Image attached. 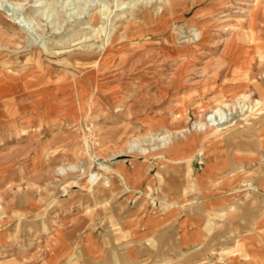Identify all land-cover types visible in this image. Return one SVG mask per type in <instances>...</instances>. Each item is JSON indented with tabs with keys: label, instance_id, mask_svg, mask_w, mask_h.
<instances>
[{
	"label": "rangeland",
	"instance_id": "obj_1",
	"mask_svg": "<svg viewBox=\"0 0 264 264\" xmlns=\"http://www.w3.org/2000/svg\"><path fill=\"white\" fill-rule=\"evenodd\" d=\"M163 2L0 0V75L8 79L12 73L17 75L25 81L23 90L27 92L41 85L47 96L65 106L58 109L59 127L63 124L72 130L68 142L71 175L56 176L38 188L37 193L50 196L38 204L41 210L69 197L79 210L91 206L88 218L91 211L98 213L114 204V168L144 157L148 169L160 178L162 168L165 171L168 167L162 166L161 157L152 151L162 148L161 139L170 138V146L177 132H182L177 138L182 140L196 132L204 136L205 129L209 137L217 139L225 136V130L242 131L252 126L246 124L248 121H260L256 118L264 113V99L258 91H243L233 98L214 96L209 107L201 104L218 88L222 73L231 70L226 56L231 48L248 50L257 74L252 78L264 80V0ZM22 24L27 27L23 29ZM28 68V74L22 73ZM236 74L235 70L234 77L249 80L253 76L242 71ZM127 97L131 98L132 112L126 114L123 104ZM14 99L5 102L9 120L19 114ZM160 117L170 128L169 123L177 118L187 126L159 130L156 122ZM150 121L157 130L143 131L144 123ZM217 125L222 128L214 130L220 131L210 135L211 127ZM11 128L41 127L40 121H32L22 127L13 123ZM38 140L30 137L20 141L35 144ZM117 172L125 176L123 171ZM92 175L95 179L89 183ZM23 189L0 187V195ZM149 203L162 208L152 198ZM4 206L0 204V217ZM236 211L223 216L227 219ZM99 224L95 227L101 229ZM230 247L208 255L207 264H224Z\"/></svg>",
	"mask_w": 264,
	"mask_h": 264
},
{
	"label": "crops",
	"instance_id": "obj_2",
	"mask_svg": "<svg viewBox=\"0 0 264 264\" xmlns=\"http://www.w3.org/2000/svg\"><path fill=\"white\" fill-rule=\"evenodd\" d=\"M226 56L236 75L242 71L257 76L248 50L231 48ZM231 70L222 73L202 108L210 106L211 97L233 98L247 90L258 91L264 99V80L234 77ZM28 72L29 68L22 73ZM9 77L0 75V187L25 189L0 195L5 205L0 264H146L148 257V264H207L208 255L228 246L224 264H264V113L257 116L260 121H248L249 128L225 130L217 139L198 132L170 146V138L161 139L162 148L152 151L168 167L162 168L160 178L148 169L144 157L114 168V204L91 211L87 218L91 206L79 210L69 197L51 209L38 206L50 198L37 193L39 187L56 176L71 175L72 130L59 127L58 112L65 106L47 96L41 85L27 92L23 79L13 73ZM12 98L19 114L9 120L5 102ZM130 100L124 99L126 114L132 112ZM32 121H40L41 128L11 131L13 123L22 127ZM153 122L142 124V130H157ZM156 123L159 130L187 126L179 118L169 123L173 128L164 117ZM30 137L40 140L36 145L20 141ZM151 198L162 208L152 206ZM233 209L235 214L225 219ZM98 223L101 229L95 227Z\"/></svg>",
	"mask_w": 264,
	"mask_h": 264
},
{
	"label": "bare ground",
	"instance_id": "obj_3",
	"mask_svg": "<svg viewBox=\"0 0 264 264\" xmlns=\"http://www.w3.org/2000/svg\"><path fill=\"white\" fill-rule=\"evenodd\" d=\"M159 1H160V2L165 1L166 3H169V1L171 2V0H159ZM163 3H164V2H163ZM129 5H130V4H129ZM5 8H6V7H5ZM23 22H24V21H23ZM30 23H31V22H30ZM30 23H29V24H30ZM24 24H25V23H24ZM21 26H22L23 29H25V26H26V25L24 26V25L22 24ZM26 27H27V26H26ZM28 27H29V26H28ZM56 28H57V26H56ZM58 29H59V28H58ZM58 29H57V30H58ZM197 35H199V34L196 33L195 36L197 37ZM104 43H105V42H104ZM88 46H92V44H91V45H88ZM254 102H255V101H254ZM260 103H261V102H260ZM250 107H251V106H250ZM246 108H247V107H246ZM253 108H254V107H253ZM253 108H252V109H253ZM216 109H217V108H216ZM219 109H220V108H219ZM217 111H218V110H217ZM243 112H244V111H243ZM249 112H251V111H249ZM212 122H213V121H212ZM200 124H201V123H200ZM203 126H204V125H203ZM217 127H218L219 129L222 128V127L219 126V125H217L216 127H213V126H212V127H211L212 132H211L210 135H214V134H216V132H219V131H220V130H214V129L217 128ZM218 128H217V129H218ZM183 131H184V130H183ZM204 132H205V133H204V136H208V133H209V132L207 133L206 129H205ZM180 133H182V132H177L175 135H173L171 140L174 142L175 139H177V138L179 137ZM143 151H144V150H143ZM94 177H95L94 175L88 177V178H89V183H92V182H93V180L95 179ZM107 183H109V181H107ZM108 185H110V183H109Z\"/></svg>",
	"mask_w": 264,
	"mask_h": 264
}]
</instances>
